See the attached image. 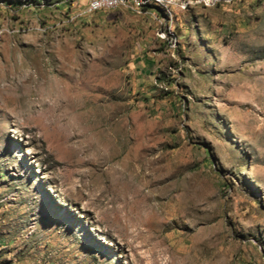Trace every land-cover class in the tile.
<instances>
[{"label":"rangeland","instance_id":"obj_1","mask_svg":"<svg viewBox=\"0 0 264 264\" xmlns=\"http://www.w3.org/2000/svg\"><path fill=\"white\" fill-rule=\"evenodd\" d=\"M0 0V264H264V0Z\"/></svg>","mask_w":264,"mask_h":264},{"label":"bare ground","instance_id":"obj_2","mask_svg":"<svg viewBox=\"0 0 264 264\" xmlns=\"http://www.w3.org/2000/svg\"><path fill=\"white\" fill-rule=\"evenodd\" d=\"M128 1L127 0H95L89 1L88 3V12L96 13L106 9H115L119 7H126Z\"/></svg>","mask_w":264,"mask_h":264},{"label":"built area","instance_id":"obj_3","mask_svg":"<svg viewBox=\"0 0 264 264\" xmlns=\"http://www.w3.org/2000/svg\"><path fill=\"white\" fill-rule=\"evenodd\" d=\"M88 1H93V3L95 2V0H88Z\"/></svg>","mask_w":264,"mask_h":264}]
</instances>
